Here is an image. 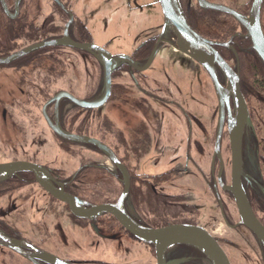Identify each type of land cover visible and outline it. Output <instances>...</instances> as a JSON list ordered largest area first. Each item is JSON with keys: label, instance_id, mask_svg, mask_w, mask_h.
<instances>
[{"label": "flooded vegetation", "instance_id": "af4514ba", "mask_svg": "<svg viewBox=\"0 0 264 264\" xmlns=\"http://www.w3.org/2000/svg\"><path fill=\"white\" fill-rule=\"evenodd\" d=\"M253 1L178 0L224 69L179 47L157 0H0V164H35L51 189L87 208L120 205L146 228L199 226L229 264H264V245L234 193L241 190L264 228V63L223 10L247 16ZM259 21L264 36V0ZM64 39L117 60L95 107L81 105L105 93L94 49L44 45L7 60ZM238 107L235 165L230 125ZM63 133L90 137L108 153ZM220 224L225 234L217 235ZM0 232L9 240L0 243V264H214L186 243L157 252L110 212L75 215L29 170L0 177Z\"/></svg>", "mask_w": 264, "mask_h": 264}, {"label": "water", "instance_id": "95a60500", "mask_svg": "<svg viewBox=\"0 0 264 264\" xmlns=\"http://www.w3.org/2000/svg\"><path fill=\"white\" fill-rule=\"evenodd\" d=\"M157 1L160 4L161 10L164 14L166 25L172 27L175 35L177 36L179 47L182 50L190 53L192 56H195L202 63L210 65L211 68H212V63L216 62L221 67L226 69L222 59L220 58L218 53L211 47L210 43L206 39L198 35L186 23L180 5L178 3V0H157ZM260 4H261V0H254L252 3L251 10L247 16L240 15L232 10L225 8H223V10L230 13L246 29L247 32L246 35L247 37H249L251 41V46L253 50L256 52L258 57L264 63V36L259 21ZM213 7L220 8L219 6H213ZM66 41L67 39L55 40V41L33 45L9 57L7 60L21 56L35 48L44 45L69 44L77 48L94 49L97 52V58L104 67L105 93L104 96L99 100L88 103H82L81 105L90 108L95 107L100 102H102L108 94L110 72L113 68V64L116 65L117 60L113 59L107 51L97 46L89 45V44L83 45V44H77ZM213 75L215 77L214 73ZM215 85L217 86L218 89H220V85L218 83L215 82ZM243 109L245 112V108ZM243 117H244V113L242 112L240 107H238L237 116L230 125V140L234 151L233 161L235 165H237V161L240 164V140L242 134ZM62 135L71 140H77L79 142H86L87 144L95 145L104 152L108 151L102 144H99L96 140L90 137L75 136L66 133H63ZM15 170L32 171L36 175V178L40 181V183L48 191H50L55 197L67 203V205L70 207L71 212L77 216L92 218L103 211L112 213L121 223V225L130 233H132L135 237L145 242L154 243L157 248V252H160L165 246L171 244L186 243L196 247L198 250L203 252L205 255H207V257L213 260L214 264H229L226 259V256L224 255L219 245L216 243L215 239L205 229L199 226H194L189 224H173L157 229L146 228L139 225L130 217H128L124 213L120 205L100 204V205L90 206V208H87L85 206L86 203L80 201L76 197H73L60 190L51 189L50 184L48 185V183L45 182L46 179L44 175H46L45 174L46 172L41 167L35 164L23 163V162L0 164V177H4ZM234 193L237 198L238 206L243 215L244 223L255 232V234L259 237V239L262 241L264 245V228L253 217L249 209L248 203L241 190L236 191L234 189ZM0 243L9 244V240L1 232H0Z\"/></svg>", "mask_w": 264, "mask_h": 264}, {"label": "rangeland", "instance_id": "374dc122", "mask_svg": "<svg viewBox=\"0 0 264 264\" xmlns=\"http://www.w3.org/2000/svg\"><path fill=\"white\" fill-rule=\"evenodd\" d=\"M152 23H154V22H152ZM89 126H90V128H89L90 131L89 132L92 135H94V136L96 135L97 136V129H96L95 125H94V121L90 122ZM107 140H109L108 137H107ZM54 151H55V148H54ZM84 155H85V157H90V158H93V159H99L98 156L96 154L92 153L91 151L85 150ZM217 227H218V229L216 231L217 235L218 234H225V232H224L225 228L221 224L217 225Z\"/></svg>", "mask_w": 264, "mask_h": 264}]
</instances>
